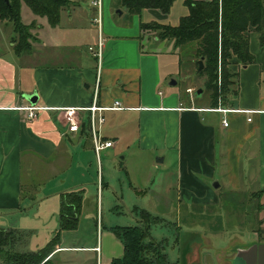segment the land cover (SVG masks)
I'll return each instance as SVG.
<instances>
[{"label": "crops", "instance_id": "obj_1", "mask_svg": "<svg viewBox=\"0 0 264 264\" xmlns=\"http://www.w3.org/2000/svg\"><path fill=\"white\" fill-rule=\"evenodd\" d=\"M68 1L55 27L47 18V23L39 25L44 18L29 9L32 25L22 22L32 27L30 50L17 53L15 36L5 53H0V229L18 230L30 236V246H22L18 252L39 251L59 234L56 249L48 257L50 262L60 252H94L97 264H110L117 258L112 252L117 247L118 251L119 245L124 250L123 242L112 231L118 225L106 226L103 232L98 219L102 238L99 236L97 244L79 232L84 217L89 216L87 210L95 195L97 178L102 202L105 189L107 199H117L115 195L124 199L117 189L118 182L124 195L125 189L128 195L136 192L131 170L123 164L129 150L136 148L161 154V163L169 159L180 201L201 198L211 206L226 194L254 197L258 224L246 227L245 218V226L237 228L240 242H236L238 246L231 257L247 252L253 244H264L263 32L250 33L253 64L243 66L236 58L231 62L230 68L238 76L233 80V95L226 102L221 100V107L242 112L224 114L211 111L218 106L204 101V90L200 98L194 96L192 100L189 95L163 89L165 59L173 53L180 56V50L175 49L174 41H160L157 37H150L148 46L142 30L144 24L157 23L161 11H144L156 19L151 23L146 22L144 12L119 22L103 0L105 46L99 61L89 50L96 47L100 38L99 29L93 24V2ZM187 11L185 16L188 7ZM34 94L38 95L35 107L44 109L37 119L29 120L21 108L33 107L28 97ZM116 102L124 109L105 111L106 122L102 126L104 139L114 141V145L102 150L98 158L87 122L88 112H79L80 128L70 131L65 112L58 109L88 108L94 103L109 108ZM224 120H228V126H224ZM121 154L122 163L117 167L116 157ZM156 163L154 169L159 168ZM160 183L161 188L167 187V176L163 174ZM141 191L144 192L137 190ZM159 191L162 192L160 188ZM167 191L168 187L162 194L167 195ZM65 198L80 203L74 229H62ZM186 207L190 209L189 205ZM219 229L223 228L215 230ZM105 235L111 242L104 248ZM228 242L231 243L229 237ZM225 247L228 246L222 248ZM71 256L56 263L73 264Z\"/></svg>", "mask_w": 264, "mask_h": 264}, {"label": "rangeland", "instance_id": "obj_2", "mask_svg": "<svg viewBox=\"0 0 264 264\" xmlns=\"http://www.w3.org/2000/svg\"><path fill=\"white\" fill-rule=\"evenodd\" d=\"M79 1L89 4L94 0ZM104 1L106 6L109 5L112 8L110 13H112V16L119 22L133 19V16L129 15L121 0ZM185 2V0H177L172 6L169 15L160 13L157 24L171 27L178 26L181 18L188 12ZM262 4L264 7V0H262ZM120 12L123 14L119 15ZM144 15L147 23L156 20L150 17L149 13L144 12ZM31 17L32 14L29 8L24 4L21 12L22 21L25 24L32 25L34 20ZM44 23H47V19L45 18L38 22L39 25ZM29 28L31 29L32 27L30 26ZM31 33L30 31V34ZM15 36L16 33L13 24L0 20V53H5L9 42ZM143 36L144 38L146 36V39L148 38L145 42L148 46L150 37H157L160 39L159 32L152 29L144 30ZM29 41H31V39ZM15 42L18 43V36ZM194 49V46L187 47L181 54V61L179 59L180 56L174 53L166 57V81L163 89H172L175 93H181L187 97V89L192 87L196 89V93L194 94L195 98H200L197 91L202 89L204 90V101L207 100L210 102V92L205 88L207 77L205 74L203 76L198 74L195 64L196 60L192 59ZM173 77L176 78L178 83L175 87L170 86ZM128 153V159H126L123 164L124 168H128L129 166L131 170L134 181L133 188L136 192L128 195L125 189L124 195L122 193L123 187L120 182H118L117 189L124 199L120 200L116 195L115 197L117 199H112L111 196L107 199V190L105 189V198L104 202H102L98 196L97 186L99 183L97 178L95 195L90 199L89 208L87 210L89 216L84 217L83 225L79 232L80 235H86L90 241H94V243L97 244L99 236L100 240L102 238V234H98V219H100V224L103 225V232H106V226L111 225H140L142 224L143 218L141 210L144 209L151 214L149 220L151 234L156 241L163 245L164 251L168 254L170 261H178L182 264H229L227 260H230V264H245L238 256L233 254L231 257V254L238 246L236 242H240V235L237 228L245 226V218L247 219L246 227H254L258 224V217H256L257 201L254 197L243 196L242 194L239 196H229L226 194L220 197L218 204L211 206L207 205L201 198L198 199V201H180L178 200V185L175 181V170L171 167L169 159L165 164L161 163L159 162V159L162 158V156H159L161 154L155 155L153 152L140 151L138 148L132 151L129 150ZM123 155L124 154H121L116 157L117 167L122 163L121 160ZM155 162H157L156 166L159 167L158 169H154L153 167ZM163 174L164 177L167 176V195L162 194L163 190L167 188H161L162 184L160 182ZM222 182H224V180H222ZM211 184L214 188L215 184ZM159 188L162 192L159 191ZM137 190H143L144 192L142 193L141 191L139 193ZM210 203L211 202H209V204ZM187 205H189L190 209L186 207ZM204 205L206 207H204ZM136 207L138 208L136 209ZM86 221H89V223L87 224ZM218 227H222L223 229L215 230L218 229ZM6 235L9 239L7 249L10 252L18 253V248H22V246L29 247L31 244L30 236L20 234L18 230H8ZM228 237L231 243H229L230 241L228 242ZM258 238L259 236H257V239ZM261 241L264 242V234H262ZM110 242L111 238H107L105 235L104 248L107 244L109 245ZM33 243H35V241H33ZM224 246L228 247L222 248ZM117 249H115L116 252L112 253H116L115 255H117V257H122L124 254L123 247L119 245V250L117 251ZM70 255H72L70 260L73 264H97V254L84 251L60 252L47 264H57L56 262L59 259H68ZM189 258L191 259L190 261H188Z\"/></svg>", "mask_w": 264, "mask_h": 264}, {"label": "trees", "instance_id": "obj_3", "mask_svg": "<svg viewBox=\"0 0 264 264\" xmlns=\"http://www.w3.org/2000/svg\"><path fill=\"white\" fill-rule=\"evenodd\" d=\"M177 0H121L130 16L141 15L145 10H159L168 15ZM26 4L31 12L40 18H47L55 27L61 19V12L69 4L68 0H0V20L13 24L18 43L13 40L14 49L21 54L30 50V28L22 22L21 11ZM189 13L181 18L176 27L157 23L144 24L142 30L159 32V40L175 42V49L181 54L189 46H194L192 59L204 60V69L198 72L207 77L205 88L209 90L212 106L219 100L225 102L233 95V80L238 76L231 70V62L236 58L243 66L255 62L250 51V33H262L264 28V7L262 0H187ZM264 43V34L261 35ZM183 52L181 53V51ZM221 79V85L219 80ZM80 203L76 199H64L62 229L77 227ZM142 224L135 226H115L112 231L123 242L124 254L110 264H182L170 261L163 245L153 238L149 220L151 214L141 211ZM8 230L0 229V264H47L49 255L56 249L59 234L47 247L36 252L16 253L7 249ZM55 241V242H54Z\"/></svg>", "mask_w": 264, "mask_h": 264}, {"label": "built area", "instance_id": "obj_4", "mask_svg": "<svg viewBox=\"0 0 264 264\" xmlns=\"http://www.w3.org/2000/svg\"><path fill=\"white\" fill-rule=\"evenodd\" d=\"M93 6L95 7V17L93 19V24L98 27L100 32V38L98 41V44L96 47H90L89 50L92 52L100 61L103 57V49L105 46V39L102 35V26H103V20H104V3L103 0H95L93 1ZM219 84L221 85V79L219 80ZM98 87L99 84L96 85V92H95V99L97 100L98 96ZM196 92V89L189 88L187 90L188 95L193 100L194 94ZM23 111L27 113V117L29 120H35L38 118L39 111L43 110L44 108L39 107H24L21 108ZM124 108L119 102H116L112 107L106 108V107H100L96 103L88 108H65V109H58L60 111L65 112V119L66 123L69 125L70 131H78L80 128V117L79 112H88V118L87 122L90 127V131L93 138V144H94V151L97 154L98 158L100 156V153L102 150L112 147L114 145V141L112 140H105L102 135V126L106 122V118L104 116V112L111 110V111H119L123 110ZM211 111L221 112V113H228V112H242L239 110H227L221 107V100H219V104L217 108L211 109ZM244 112V111H243ZM248 113V112H247ZM251 121V120H249ZM224 126H228L229 122L228 120L223 121ZM101 169V167H100ZM101 172V171H100ZM101 186V183H100ZM99 250V249H98Z\"/></svg>", "mask_w": 264, "mask_h": 264}, {"label": "water", "instance_id": "obj_5", "mask_svg": "<svg viewBox=\"0 0 264 264\" xmlns=\"http://www.w3.org/2000/svg\"><path fill=\"white\" fill-rule=\"evenodd\" d=\"M7 4L9 5V0H6ZM120 15L122 12L119 13ZM204 69V60L201 59L199 61V69L198 72H202ZM171 86H176L177 81L176 78H172L170 82ZM203 93V90H198L197 94L198 96H201ZM28 101L32 104V106H36L38 102V95L34 94L30 97H28ZM163 158H160L159 161H162ZM218 186V184H217ZM249 250L245 253L239 254V258L245 263V264H264V244H253L248 248ZM257 256V258H256ZM259 258V259H258Z\"/></svg>", "mask_w": 264, "mask_h": 264}]
</instances>
